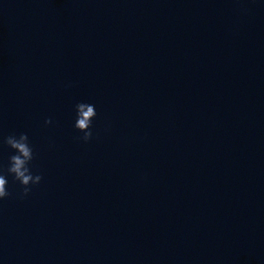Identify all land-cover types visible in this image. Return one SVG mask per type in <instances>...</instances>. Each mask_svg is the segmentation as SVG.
<instances>
[{
	"label": "clouds",
	"instance_id": "clouds-1",
	"mask_svg": "<svg viewBox=\"0 0 264 264\" xmlns=\"http://www.w3.org/2000/svg\"><path fill=\"white\" fill-rule=\"evenodd\" d=\"M96 109L93 104L78 103L76 105V120L74 127L83 135L79 137L83 142H88L93 137L92 122L96 117ZM52 121L46 120L45 124H51ZM13 153L9 157L7 166V174L11 175L15 181H18L22 187L19 193L20 198H25L32 190V186L38 185L43 177L40 174H33L30 167L34 159V151L29 142V137L26 133L17 135H9L3 141ZM8 180L6 175L0 171V200L7 198L10 193L8 191Z\"/></svg>",
	"mask_w": 264,
	"mask_h": 264
}]
</instances>
